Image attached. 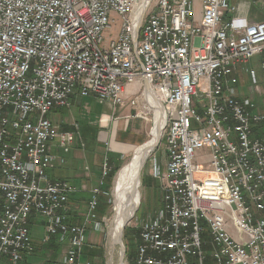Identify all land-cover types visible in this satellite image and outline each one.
<instances>
[{"label": "built area", "instance_id": "2783aa9c", "mask_svg": "<svg viewBox=\"0 0 264 264\" xmlns=\"http://www.w3.org/2000/svg\"><path fill=\"white\" fill-rule=\"evenodd\" d=\"M228 0H0V264L64 247L81 262L86 234L100 232L99 187L79 224L69 222L74 187L48 174L76 132L49 119L77 91L111 108L162 114L159 207L140 221L135 264H264V113L237 93L236 67L259 54L264 21L226 19ZM232 10V11H233ZM252 84L255 71H249ZM139 83L126 99V86ZM158 142V144H159ZM102 175L111 171L107 158ZM207 246L208 249H204Z\"/></svg>", "mask_w": 264, "mask_h": 264}, {"label": "crops", "instance_id": "0c3cea01", "mask_svg": "<svg viewBox=\"0 0 264 264\" xmlns=\"http://www.w3.org/2000/svg\"><path fill=\"white\" fill-rule=\"evenodd\" d=\"M228 1L234 10L226 12V19L235 17L238 19L245 18L249 22L264 21V0ZM258 55L253 57L254 67L259 66L261 63V56ZM235 75L238 80L235 88L238 95L242 97L247 96L243 90V82L249 79L248 74L243 69L242 71H235ZM139 88V83L127 85L126 99L135 96ZM78 97L80 95L75 91L72 93L67 106L53 107L48 116L51 123L56 125L58 130L76 132L75 139L68 152L63 151L55 141L50 144L51 154L56 155L59 159H63V162L60 163L58 161L55 167L48 172L51 180H63L69 184L71 183L74 187V190L68 196L69 222L73 224L82 222L93 188H100L101 198L106 193L107 184L105 178L107 176L102 175L101 167L103 160L107 158L108 164L112 169V163L120 160L122 155L132 152L131 156L133 157L135 149L142 146L135 147L136 143L139 142V138L143 137V123L145 121L135 115L136 110L142 107L139 106L140 102L135 107L126 105L116 109L111 108L108 104L100 103L103 109L97 111L95 117L82 116L80 114L81 110L76 105V107L74 106V100ZM145 123L147 124L146 121ZM34 226L41 225L36 222L32 223L31 221L29 226L31 227V234L35 243V252L32 255L26 256L21 264H51L52 262H58L64 251V247L55 239L51 240L48 244L42 245L40 242L42 235H39V231L36 232L34 230ZM92 234H88L87 240L91 238ZM43 248H46L49 254L43 253ZM38 253L40 255L45 254L48 258L46 256L43 257V261L39 263L37 261L38 256H36ZM54 257L55 260H53Z\"/></svg>", "mask_w": 264, "mask_h": 264}, {"label": "rangeland", "instance_id": "374dc122", "mask_svg": "<svg viewBox=\"0 0 264 264\" xmlns=\"http://www.w3.org/2000/svg\"><path fill=\"white\" fill-rule=\"evenodd\" d=\"M260 56V55H258ZM254 58H250L247 62H242V64H238L236 67L237 71H242L244 69V72L248 74V80L244 81L243 84V90L244 93L250 97L255 104V107L257 110L264 113V77L261 74L260 70V64L259 66H253ZM251 69H254L256 77H257V83L252 84L250 80V74L249 71ZM242 90V91H243ZM81 97V96H80ZM78 97L76 100H74V106L76 105L81 111V115H86L89 117H95L97 111H100L103 109L102 105L98 100H96L92 96L87 97ZM75 106V107H76ZM152 114L149 112L147 115V118L149 120H145L147 124L143 123V132H142V138H139V142H137L135 147L140 145H145L147 142L151 141L152 134L155 131L156 126L154 125V122L152 120ZM80 118V117H79ZM144 120V119H142ZM56 126V125H55ZM155 126V128H154ZM260 135H264V127L259 130ZM142 146L135 149V154L138 153V150L142 148ZM164 150H163V143L162 141L157 144V146L154 147L153 151L148 155V157L145 159L143 163V168L141 169L140 173V184H139V194L141 195V198L139 200V203L136 208V212L128 225L125 227L123 234H122V241L125 246V258L124 262L125 264H135V252H136V246L138 240L136 239V231L139 227V223L141 220L144 219L146 215H148V212H154L157 207H159L160 204V198H161V180H156L151 177V162L154 157L157 156H163ZM132 152L122 155L121 159L118 160V164H120L118 170L114 172L112 177L109 179V182L107 181V178H105L106 184L109 186H106V193L104 195V201L101 202L104 205V211L103 213H100L99 220L102 223V229L100 232H91L92 236L89 240L88 239V233L86 234L85 240L87 242L84 244L82 250H81V262L89 264H117L120 254H119V247L118 245L112 244L110 240V232L112 230V221L115 218L116 210L115 208V201L116 196L114 194V189L116 187V178L119 173V171L125 167L129 162L133 161L136 157L131 156ZM51 171V169H50ZM49 172V171H48ZM101 192L98 195V200L101 198ZM32 223L36 222L37 224H40L41 226H34V230L36 232L39 231V235H42L44 227V219L40 216H33L31 218ZM33 225V224H32ZM129 230L128 235H125V231ZM204 249H208L207 246H204ZM46 248H43L42 252L47 253ZM42 253V254H43ZM49 254V252L47 253ZM37 261L40 263L43 257H47V255L43 254L40 255L39 253L36 255ZM51 256V255H50ZM48 258V257H47ZM60 258V257H58ZM57 258V259H58ZM55 260V257L54 259Z\"/></svg>", "mask_w": 264, "mask_h": 264}, {"label": "bare ground", "instance_id": "6f19581e", "mask_svg": "<svg viewBox=\"0 0 264 264\" xmlns=\"http://www.w3.org/2000/svg\"><path fill=\"white\" fill-rule=\"evenodd\" d=\"M155 113V131L152 134L151 141L147 142L144 148L138 150V153L134 155L136 158L125 165L122 168L116 178V187L114 189V194L116 196L115 208L116 215L112 221V230L110 232V240L112 244H116L118 238L122 235L121 230L126 221L130 220L137 211V205L141 198L139 194V184H140V173L143 168V163L145 159L150 155L156 146L159 137L158 130L163 124L162 114L158 113V109H154ZM120 264V263H117ZM122 264H125L123 262Z\"/></svg>", "mask_w": 264, "mask_h": 264}, {"label": "trees", "instance_id": "16d2710c", "mask_svg": "<svg viewBox=\"0 0 264 264\" xmlns=\"http://www.w3.org/2000/svg\"><path fill=\"white\" fill-rule=\"evenodd\" d=\"M120 164H118V162L117 161H115V162H113L112 163V169H111V171L109 172V174L107 175V181L109 182V179L112 177V175L114 174V172L116 171V170H118V168L120 167L119 166ZM107 186H109V185H107ZM105 192L106 193H108L106 190H105ZM105 193V194H106ZM104 196V195H103ZM104 197L103 198H101L100 200H98V206H97V209H96V211H97V218L99 219V215H100V213H103V212H105L103 209H104V205L101 203V202H104V204L106 203L104 200ZM128 233H129V230H126L125 231V235H128ZM137 234H138V229H137V231H136V238H137ZM45 245V244H44Z\"/></svg>", "mask_w": 264, "mask_h": 264}, {"label": "water", "instance_id": "95a60500", "mask_svg": "<svg viewBox=\"0 0 264 264\" xmlns=\"http://www.w3.org/2000/svg\"><path fill=\"white\" fill-rule=\"evenodd\" d=\"M158 134H160V129L158 130ZM159 136V135H158ZM160 138V137H159ZM159 142V140H158ZM157 142V144H158ZM156 144V146H157ZM132 219V217L130 218V220ZM130 220L126 221V223L124 224V226L122 227V230H121V233L123 234V231L125 229V227L128 225V223L130 222ZM122 235L118 238L117 242L115 245H118L119 247V254H120V257H119V260H118V263L122 264L124 262V258H125V246L123 244V241L121 239Z\"/></svg>", "mask_w": 264, "mask_h": 264}]
</instances>
